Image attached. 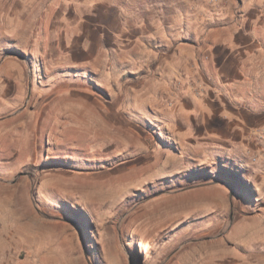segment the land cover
<instances>
[{
    "label": "rangeland",
    "instance_id": "1",
    "mask_svg": "<svg viewBox=\"0 0 264 264\" xmlns=\"http://www.w3.org/2000/svg\"><path fill=\"white\" fill-rule=\"evenodd\" d=\"M0 213V264H264V0H0Z\"/></svg>",
    "mask_w": 264,
    "mask_h": 264
},
{
    "label": "bare ground",
    "instance_id": "2",
    "mask_svg": "<svg viewBox=\"0 0 264 264\" xmlns=\"http://www.w3.org/2000/svg\"><path fill=\"white\" fill-rule=\"evenodd\" d=\"M170 161L172 162V160L170 159V158H168V157H166L165 158V160H164V164L166 165V164H168V163H170ZM159 167V166H158ZM163 167H164V165H161V167L159 168V169H157L154 165L152 166V167H148V168H145L144 170H143V173H144V175L146 174V176L145 177H140V174H138V175H128V176H126V178H125V180H129L130 182L131 181H134V182H136V185H139V184H142L143 182H149V181H151V177L150 176H152V174L153 173H158V172H161L162 173V171H163ZM174 167V166H173ZM153 181V180H152ZM132 183V182H131ZM120 191H121V189H120ZM117 193H119V190H117V189H111V190H105V192H104V195H103V198H101V201H107V200H111V199H113L114 198V196L117 194ZM212 196H209V197H207V198H202V199H200V202H202V201H207V202H210V203H215V202H217L222 208L224 207V200L221 198V199H219V200H212ZM215 201V202H214ZM187 203H191V200H187V202H186V204ZM185 204V205H186ZM184 205V208L182 209V210H184V212H188L189 214H191V215H194V214H201V212H203L202 210H200L199 208H196L195 210H193V211H188V210H186V209H188L186 206ZM191 208H193V207H191ZM1 209H3V208H1ZM5 209V208H4ZM194 209V208H193ZM204 209V208H203ZM181 209H177V211H174L173 212V214L172 215H169V218L167 219H164L163 218V216H164V213H163V211L161 210V209H157V211L156 210H152V212L149 214V217L147 218V219H145L144 221H143V224L146 226L147 224H148V226H147V229H146V233H148L147 235H150L151 233H153V232H155V231H157V229H159V228H161L163 225H165V224H169V225H173L174 223H176L179 219H181L183 216H181ZM11 212V211H10ZM184 216H186V214L184 215ZM14 218V217H13ZM12 221V220H11ZM17 221V220H16ZM5 222H6V220H5V215H3L2 213H0V247H2V246H6V244L7 245H9L11 242H15L16 244H17V242H16V240L17 241H21V240H18V238H17V236H18V231H16V229H17V227H15V237L13 238V237H8V236H6V232H5ZM13 223H14V221H13ZM30 225H33V223L32 222H30ZM15 226V225H14ZM138 226V225H137ZM26 230L27 229H30L29 227H27V228H25ZM22 231V230H21ZM233 239V237L231 236V235H228V236H226V239L225 240H227L228 242H230V243H232L231 242V240ZM9 240V241H8ZM234 240V239H233ZM232 240V241H233ZM35 241V238H32V239H30V243H32L33 244V242ZM212 242V241H211ZM247 242V241H246ZM36 242H34V244H35ZM233 244H234V246L237 248L238 247V245L237 244H235L234 242H233ZM207 245V244H206ZM225 245V244H224ZM212 247H214V248H218V251L217 252H219V253H217L218 255H224L226 252V250L225 251H223V243L222 242H220V243H218V244H215V245H211ZM36 247V246H35ZM188 247V246H187ZM199 247V246H198ZM11 249V248H10ZM198 250V249H197ZM191 251V250H190ZM215 253V252H214ZM228 254V253H227ZM214 255V254H213ZM189 256V255H188ZM227 256V255H226ZM256 256V255H255ZM191 257H193V256H191ZM196 257V256H195ZM236 257H238L237 255H236ZM190 261V260H189ZM196 261V260H195ZM244 262V261H243ZM200 263V262H199Z\"/></svg>",
    "mask_w": 264,
    "mask_h": 264
},
{
    "label": "crops",
    "instance_id": "3",
    "mask_svg": "<svg viewBox=\"0 0 264 264\" xmlns=\"http://www.w3.org/2000/svg\"><path fill=\"white\" fill-rule=\"evenodd\" d=\"M54 108H57V109H66V112H67V110H69V108L70 109H72V107L71 106H62V107H54ZM50 112V111H49ZM111 190V189H114V188H112V186L110 187V186H101V187H99V188H93V186H90V185H87V187L84 189H82L81 190V192L82 193H88V196L87 197H85L86 199L87 198H94V199H101V198H103V195H104V192H105V190Z\"/></svg>",
    "mask_w": 264,
    "mask_h": 264
},
{
    "label": "trees",
    "instance_id": "4",
    "mask_svg": "<svg viewBox=\"0 0 264 264\" xmlns=\"http://www.w3.org/2000/svg\"><path fill=\"white\" fill-rule=\"evenodd\" d=\"M22 172L24 174H28V175H30L32 177H35L37 175V173H38V170L36 168H34L33 166H27V167H24L22 169Z\"/></svg>",
    "mask_w": 264,
    "mask_h": 264
}]
</instances>
